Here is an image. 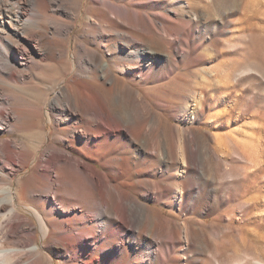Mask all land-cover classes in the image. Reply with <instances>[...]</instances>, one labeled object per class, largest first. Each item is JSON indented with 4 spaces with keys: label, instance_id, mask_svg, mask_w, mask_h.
Masks as SVG:
<instances>
[{
    "label": "bare ground",
    "instance_id": "obj_1",
    "mask_svg": "<svg viewBox=\"0 0 264 264\" xmlns=\"http://www.w3.org/2000/svg\"><path fill=\"white\" fill-rule=\"evenodd\" d=\"M151 4L86 2L92 13L80 22L86 29L75 37L71 59L76 18L59 0H0V131L22 132L0 137V264H56L51 255L60 258L58 264H156L179 241L176 229L163 234L166 224L154 214L161 208L150 202L169 204L164 191L186 193L192 182L161 185L153 178L158 171L172 177L175 146L189 150L194 134L178 143L179 125L171 124L163 140L157 117L164 110L181 122L198 102L196 94L199 106L206 101L207 86L197 85L179 104L167 106L158 94L146 103L144 93L133 88L149 77L159 80L163 62L181 42L171 18L146 11ZM158 23L163 35L155 30ZM33 74L46 82L62 74L49 100L40 98ZM5 79L12 82L9 91ZM215 104L222 105L218 99ZM222 108L215 127L222 126ZM200 115L193 107L190 119ZM198 154L197 180L204 187L206 160ZM181 163L190 170L188 153ZM38 232L43 247L36 242Z\"/></svg>",
    "mask_w": 264,
    "mask_h": 264
},
{
    "label": "rangeland",
    "instance_id": "obj_2",
    "mask_svg": "<svg viewBox=\"0 0 264 264\" xmlns=\"http://www.w3.org/2000/svg\"><path fill=\"white\" fill-rule=\"evenodd\" d=\"M88 1L81 4L78 0H59L71 13V19L76 18L70 39L71 59L75 37L86 29L80 22L92 13L85 7ZM150 7L146 11L171 18L169 26L178 28L175 31L181 42L175 44L173 57L163 62L159 80L149 77L133 82V88L144 93L146 103L158 94L167 106L179 104L181 96L195 91L197 85L207 86L206 101L199 106L201 94H196L198 102L190 104L181 122L164 110L157 117L163 140L171 124L179 125L178 143L191 133L194 138L189 150L175 146L177 162L170 171L171 178L159 176V171L153 178L161 185L180 183L182 179L192 182L186 193L164 191L169 204L162 200L150 202L161 208V212L154 209V214L166 224L163 234L176 229L180 238L170 258L156 264H230L238 260L240 264H264V0H153ZM6 9L1 11L9 14ZM25 9L29 13L33 7L26 5ZM175 15L182 19L176 20ZM157 25L156 32L163 35L162 24ZM1 50L0 47V60ZM61 77L62 74L46 82L36 74L30 76L41 85L40 98L47 95V100L54 95L58 88L55 83ZM5 80L9 83L3 85L4 90L9 91L12 82ZM217 99L222 104L218 107ZM193 107L201 109V115L190 119ZM221 107L222 126L215 127L216 112ZM46 109L47 104L42 115ZM0 137H22V132L0 131ZM199 151L206 160L204 187L197 180ZM186 153L192 164L187 172L181 163ZM30 171L31 166L22 170L14 184ZM36 242L43 247L39 232ZM51 257L56 264L60 262L59 257Z\"/></svg>",
    "mask_w": 264,
    "mask_h": 264
}]
</instances>
